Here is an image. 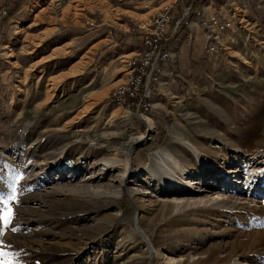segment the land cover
Here are the masks:
<instances>
[{
	"label": "rangeland",
	"instance_id": "obj_1",
	"mask_svg": "<svg viewBox=\"0 0 264 264\" xmlns=\"http://www.w3.org/2000/svg\"><path fill=\"white\" fill-rule=\"evenodd\" d=\"M207 1L231 25L163 107L150 98V130L110 95L138 24L173 0H0V198L17 197L0 264H264V0ZM127 143L126 171L104 163ZM159 149L177 182L148 171Z\"/></svg>",
	"mask_w": 264,
	"mask_h": 264
},
{
	"label": "built area",
	"instance_id": "obj_2",
	"mask_svg": "<svg viewBox=\"0 0 264 264\" xmlns=\"http://www.w3.org/2000/svg\"><path fill=\"white\" fill-rule=\"evenodd\" d=\"M189 12L190 6L182 10L173 30L170 27L173 22V4L163 6L149 22L138 24V27L143 29V47L127 62L132 68L126 76L127 82L117 84L110 95V101L117 106L125 107L132 118L135 116L149 123L152 86L156 83L160 63L169 59L168 42L180 24L189 23L186 18ZM204 22L209 26V37L212 40L210 48L214 50L218 33L228 28L231 22L221 20L214 12Z\"/></svg>",
	"mask_w": 264,
	"mask_h": 264
},
{
	"label": "crops",
	"instance_id": "obj_3",
	"mask_svg": "<svg viewBox=\"0 0 264 264\" xmlns=\"http://www.w3.org/2000/svg\"><path fill=\"white\" fill-rule=\"evenodd\" d=\"M181 1L183 0H173L172 2L174 4L173 16L175 15V18L181 16L179 12L184 7V4L180 3ZM212 12L213 10L211 9L209 1L206 0L204 3H201V0L195 1L188 14L189 16L187 15L186 17L189 23L187 25H184V23L180 24L176 33L169 40L168 49L170 57L167 61L160 63V70L158 71L156 80L157 86L151 96L153 103L152 111L155 107H163V102H160L158 99L170 96L171 92H173V88H171L173 85L172 82L175 80H179L180 82L181 78H185V75L193 72L199 58L204 57V50L211 49L212 42L210 41L209 35L207 36L210 30L207 22H204V20H207ZM129 26L131 27L133 25L130 24ZM201 32L203 36H201ZM106 38L109 41L112 39L109 34L106 35ZM141 47L142 42L138 44L133 38H130L120 48L124 50L122 54H125L127 52H137ZM123 79H125V76H123Z\"/></svg>",
	"mask_w": 264,
	"mask_h": 264
},
{
	"label": "bare ground",
	"instance_id": "obj_4",
	"mask_svg": "<svg viewBox=\"0 0 264 264\" xmlns=\"http://www.w3.org/2000/svg\"><path fill=\"white\" fill-rule=\"evenodd\" d=\"M113 116L118 117L119 119H128L127 113H121L116 112ZM154 128V122L152 119H149V129L153 130ZM151 137V133L149 134H143L141 135L142 141H147ZM133 143H127V144H121L119 147V151H122L120 153H123L124 159L120 158V153L114 154L113 156H108L103 159L104 163L111 167H118L122 166L124 167V170L126 171L128 169V163L130 161V155L133 150ZM195 154H197L198 158L203 161L204 157L201 152H199L197 149L193 150ZM119 155V156H118ZM184 168L181 166V164L174 158V155L170 153L166 149H159L154 151L150 156V164L148 166V171L154 173V176L156 175L161 182H177V176L176 173L178 171H182ZM176 175V176H175ZM123 181V179L121 180ZM120 193L119 190H113L111 193H105L108 196L116 197ZM95 194L100 195L101 193L95 192ZM137 218V217H136ZM138 220V219H137ZM140 229V228H139ZM141 232V230H138V232ZM141 240L147 245V249L151 252L154 249V245L152 242L149 241L148 237L142 232Z\"/></svg>",
	"mask_w": 264,
	"mask_h": 264
},
{
	"label": "snow or ice",
	"instance_id": "obj_5",
	"mask_svg": "<svg viewBox=\"0 0 264 264\" xmlns=\"http://www.w3.org/2000/svg\"><path fill=\"white\" fill-rule=\"evenodd\" d=\"M16 199H17V197H16L14 190H13V194L11 196H9L7 198V200H2V198H0V202L7 204L9 201H15ZM13 215H14V213H13L12 208L7 207L5 210H3L2 215H0V219H2L5 224H9L12 221ZM14 230L15 229H13V231ZM0 255L6 256L7 253L0 252ZM5 264H11V261H5Z\"/></svg>",
	"mask_w": 264,
	"mask_h": 264
}]
</instances>
